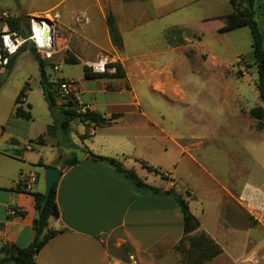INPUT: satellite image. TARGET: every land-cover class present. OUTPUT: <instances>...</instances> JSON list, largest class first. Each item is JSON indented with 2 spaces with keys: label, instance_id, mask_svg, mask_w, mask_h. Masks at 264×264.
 I'll list each match as a JSON object with an SVG mask.
<instances>
[{
  "label": "crops",
  "instance_id": "obj_1",
  "mask_svg": "<svg viewBox=\"0 0 264 264\" xmlns=\"http://www.w3.org/2000/svg\"><path fill=\"white\" fill-rule=\"evenodd\" d=\"M166 6L157 0L148 2L145 9L143 0H14L11 6L2 4L12 16L57 15L55 54L57 52L58 56H62L69 53L83 67L97 56L107 55L110 62L122 66L124 77L115 78L112 82L107 78L85 79L84 76L80 83L74 79L77 90L72 97L81 111L88 109L105 118L112 114L119 117L101 127L86 126L76 120L71 122L69 135L78 139L71 143L75 145L73 150L79 154L66 152L69 148L65 145L70 143L62 139L56 140L52 146L60 152L57 157L47 149L53 140L47 134V127L51 125L49 120L36 124L32 119L31 91L24 92L21 103L15 104L19 88L13 93L6 89L7 78L16 66V58L25 50L15 56L1 76L0 83V248L6 244L25 248L32 242L36 217L33 194H43L44 170L51 166L60 171L55 195L59 217L49 218L47 228L62 232L41 248L35 257V264H168L169 261L178 264L179 257L173 249L183 237V219L177 204L166 195L136 187L114 168L89 159L84 152L85 149L97 156L114 158L125 169L134 170L147 183L149 175L154 178L157 175L143 168L141 162L155 168L163 167L162 164L152 163L147 156L151 144L157 142L165 153L168 146L177 148L178 152L177 158L169 164V167L173 166L171 172L158 168L167 179L158 176L163 184L152 186L163 191L173 189L182 195L188 193L189 209L199 220L200 229L221 249L213 260L220 261V264H239L255 257L254 264H264V240L256 243L249 241L251 231L237 221L238 216L240 219L244 217L243 208L246 209L239 201L244 185L264 186L263 142L255 139L257 142H250V148L240 145L249 156L250 164L246 175L239 172L234 180L237 186L242 185L237 198L231 189L230 169L221 175L217 170L213 173L203 168L198 159L197 150H201L211 136L209 128L198 127L197 131V127L192 126L191 133L181 134L166 122L170 114L148 112L142 106L143 101L150 98H144L145 91L168 99L175 97L176 89H182L181 96L189 100L193 110L199 111L197 114L194 111L193 119L199 120L202 115H211L213 100L220 103L224 97L236 104H244L245 101L236 82H221L222 90L218 91L213 90L209 81L203 83L198 92L195 87L191 88L188 98L184 95L175 72L180 59H188L187 53L192 51L190 43L195 40L196 34L181 38L186 24L172 17L163 18ZM261 8L264 9V0H255L257 23L263 35L257 14ZM108 13H111L121 37V50L113 45L110 38L106 22ZM223 26L222 21L218 30ZM226 32L229 31H220V34ZM33 80L36 82L35 92L39 93L35 105L43 110L45 119L46 116L51 119L43 99L39 74ZM23 81L27 85L30 83L28 78ZM114 83L117 87L109 89L108 84ZM201 99L211 102L204 107ZM257 105L264 110L262 102ZM17 107L29 112L31 118L26 120L16 116ZM246 109L249 112L250 109ZM77 124L81 129L73 128ZM239 125L237 122L234 127L236 133ZM40 137L42 144L36 142ZM62 155L67 157L62 158ZM180 157H186L194 166L202 168L208 176L206 179L214 182L217 189L196 194L192 190L190 192L187 186L179 188L176 174L179 162L174 161ZM71 159H77V162L67 166ZM38 162L43 166H37ZM139 170L143 171V175ZM239 170L243 171L242 165ZM28 175H34L36 180L26 186L23 176ZM208 195L209 198L206 197ZM207 199L211 201L207 203ZM10 209H15L17 213L11 216ZM211 210H214L213 217L209 215ZM232 214H236L235 219ZM115 232L121 233L132 250L124 263L111 257L105 245L104 240Z\"/></svg>",
  "mask_w": 264,
  "mask_h": 264
},
{
  "label": "rangeland",
  "instance_id": "obj_2",
  "mask_svg": "<svg viewBox=\"0 0 264 264\" xmlns=\"http://www.w3.org/2000/svg\"><path fill=\"white\" fill-rule=\"evenodd\" d=\"M150 1L151 0H143V9L147 8L148 2ZM157 1L167 5L164 8L163 18L172 17L177 21L179 20L181 24H186L182 33L183 35H180L181 38L196 34L195 40L190 43L192 51L187 53L188 59H180L177 65V71L175 72V77L180 80L181 86L185 91L184 95L188 98V93L191 91V88L195 87L194 89L198 92L203 83L209 81L213 84V90L218 91L222 90V87H220L221 82H236L245 101L244 104H236L233 100H226L224 97L220 99V103H215L213 100V103L210 105L211 115L206 117L202 115L199 120L193 119L195 110H193L189 100H186V98L181 96L182 89L179 91L176 89L178 94L176 93L174 98L168 99H161L157 95L145 91L146 93L143 94L144 98H150H146L143 101L142 106L144 110L148 112H160L165 115L170 114L171 116L166 122L170 124V127L178 129L181 134L191 133L192 126H196L197 131L198 127L209 128L211 136L206 139L205 146L201 147V150H197L198 159L201 160L203 168L213 173L217 170L218 174L221 175L224 171L230 169L233 180V186H231V189L234 192L235 197L238 198L242 185L237 186L238 184L234 182V180L239 172L246 175V169L250 164L249 156L245 150L240 148V145L244 144L250 148L252 143L257 142L255 139L262 141L264 144V119L262 120L263 125L258 127L257 120H254L246 109H251L257 106V103L260 102V100H258V93L255 85L257 81V72L252 66L253 56L249 29L247 27H242L223 34H220L218 31L222 21L217 17L231 11L232 7L230 0ZM13 3L14 0H2L3 5L7 4L8 6H11ZM257 11L261 22V30H263L264 35V9L261 8ZM25 23L27 24V22ZM28 48L29 47L26 46L27 50L23 52L20 51L21 53L17 56L14 70L8 78L6 77L8 80L6 89H9V91H12L13 93L16 88H19L16 91L17 97L26 84L23 79L26 80L28 78L30 83H28L26 91H31L30 100L33 104V109H30V112L33 121L38 124L43 120H49L52 125L53 118L48 119L46 116L45 119L43 110L38 109L35 105L37 99H39V93L35 92L36 82L33 78L36 79L39 71L38 65L33 60ZM98 57L99 56L87 63L86 66L88 67V65ZM67 58L77 61V59L69 53H65L62 56H58L57 52L56 54L54 53L52 60L47 61L45 67L46 74L50 79L54 80L75 79L78 83L82 82V77L84 76L83 65L81 63L69 64L65 61ZM53 65H57L59 71H55L52 67ZM110 75L111 74H107L105 78L111 79L112 82L115 78H112ZM116 87L115 83L108 84L109 89H114ZM229 89L230 88H228L227 91H229ZM178 95H180V97ZM200 102H202L204 107H207L211 101L208 99L203 101L201 99ZM231 109L233 110L231 111ZM198 112L199 111H195L196 114ZM237 122L240 124V127L236 133L234 127L237 125ZM73 128H75V130L81 129L78 124ZM57 131L56 136H53L51 145L49 144L47 149L52 150L53 155H57L58 157L60 152L56 147H52L56 140L63 139L66 140L67 143H71L78 139L69 134L65 135L66 137H62V135L59 134L61 131ZM184 137L186 138V136ZM65 147L69 148L66 152L72 151L75 154H79L78 151L73 150L75 148L66 145ZM177 152V148L168 146V151L165 153L161 150L160 143L156 142L151 144V151L148 152L149 155L147 156L152 163L162 164L163 167H158L162 171L171 172L173 166L169 167V164L172 160L177 158ZM64 157H67V155H62V158ZM174 162H179L176 172L177 181L180 184V186H178L179 188L183 189V186H187L190 188V192L192 190V192L196 194L207 193L211 188H215V183L211 181L209 182L206 179L208 176L205 174L204 170L194 166L186 157H180ZM240 165L243 166V171L239 170ZM237 168L238 171H236ZM139 172L143 175L142 170H139ZM217 178L222 180L218 175ZM147 183L155 186L163 184L158 176L154 178L152 177V174L148 176ZM256 186L264 188V186ZM215 189H217V187ZM206 197L209 198V195ZM210 198L214 199L216 197L210 196ZM210 201L211 200L207 199L206 202L209 203ZM212 202H215V200H212ZM243 211L244 217L240 219L238 216L237 221H241V223L244 224L245 229L251 231L249 241L252 240L256 243L257 241L264 240V214L253 216L244 208ZM209 215L214 216V210H211ZM235 216L236 214H232L233 219H235ZM104 241L111 257L119 259L123 263L128 259V252L131 251V248L124 241L120 232H115ZM187 248L188 245L185 243L179 247H174L173 250L179 257L178 264H186L185 254L187 253ZM214 258H216V256L208 259L202 257L198 261L195 260L196 263L194 262L193 264H220V261H214ZM250 258L241 261L239 264H245L246 262L254 264L256 258ZM168 264L174 263L169 261ZM221 264L223 263L221 262Z\"/></svg>",
  "mask_w": 264,
  "mask_h": 264
},
{
  "label": "trees",
  "instance_id": "obj_3",
  "mask_svg": "<svg viewBox=\"0 0 264 264\" xmlns=\"http://www.w3.org/2000/svg\"><path fill=\"white\" fill-rule=\"evenodd\" d=\"M230 4L232 7V11L219 17V19L223 21L224 26L218 31H232L242 27H247L249 29L253 56L252 66L257 72V81L255 85L258 93V99L264 104V39L257 23V17L255 13V0H230ZM27 21L28 17L11 16L8 19V25L11 30L19 31L20 33L24 34L22 22L25 23ZM106 22L109 28L110 38L113 45L118 50H121V37L118 33L111 13H108ZM25 25L27 26L28 24L25 23ZM26 46L29 47L28 50L33 60L38 65L39 83L42 89L43 99L47 105L51 117L53 118V124L47 127V134L49 136H56V131L58 129V131H61V133L59 134H61L62 137H66L65 135L69 134L71 122L75 120L86 126L92 125L93 127H101L110 124L112 120L119 117L118 114H112L109 118H105L101 114L90 111L88 109L81 111V109L78 107L77 101L73 97L63 99L61 103H58L59 85L63 81V79H50V77L45 72L47 61L42 59L32 46L25 44L18 51V53H20V51L27 50ZM16 55L12 57L10 64H12ZM65 61L69 64H77V61L74 59L67 58ZM110 65L115 67V73L110 75L112 78L124 77V70L119 63H111ZM83 70L85 79H101L107 76L106 74H92L89 72V69L86 66L83 67ZM27 88L28 85L25 84L23 89L17 95L15 104L21 103L20 100L24 97V92L27 90ZM14 113L16 116L26 120H29L31 118L30 113L25 112L21 107H17ZM249 115L254 120H257L258 127H261L263 125L262 120L264 119V110L262 106L257 105L251 108L249 110ZM36 142L42 144V137L38 138ZM69 147L75 148V145L70 143ZM84 152L89 159L104 163L114 168L136 187L153 194L166 195L177 204L181 211L183 219V237L175 247H179L184 243L188 245L187 253L185 254L186 264H193L194 262L196 263V261H198L202 257L208 259L220 254L221 249L219 248V246L215 244V242L200 229L199 220L191 213L188 205V200L186 199L188 193H186V195H182L177 193L173 189L163 191L144 182L135 173L134 170L125 169L121 165V163L114 158L97 156L85 149ZM76 162L77 159H71L67 162V166H72ZM141 165L148 172L160 176V178L163 180L167 179L163 172H161L158 168L147 165V163L145 162H141ZM37 166H43V164L41 162H38ZM55 195L56 183H54L50 191V195L44 205L42 204L44 195L41 193L33 194L36 211V217L33 222L34 238L32 242L25 248H18L17 246L12 244L3 245L0 248V264H35V257L37 256L41 248L51 238L62 232V230L47 228L49 218L57 219L59 217ZM131 253L132 250L128 252L129 255Z\"/></svg>",
  "mask_w": 264,
  "mask_h": 264
},
{
  "label": "built area",
  "instance_id": "obj_4",
  "mask_svg": "<svg viewBox=\"0 0 264 264\" xmlns=\"http://www.w3.org/2000/svg\"><path fill=\"white\" fill-rule=\"evenodd\" d=\"M12 16L9 10L2 7L0 0V83L1 76L10 65L14 55L25 45L32 46L40 57L46 61H51L55 53L54 38L56 33L57 15L45 17L32 16L27 21V31L24 34L11 30L8 19ZM109 58L105 55L99 56L88 65L92 74H113L115 67L110 65ZM55 71H59L57 65L52 66ZM77 90V82L74 79H66L59 85V101L70 98ZM23 183L29 186L35 182L34 175L23 176ZM240 203L253 216L264 214V189L251 185H244L239 196ZM9 214L15 215L14 209H10Z\"/></svg>",
  "mask_w": 264,
  "mask_h": 264
},
{
  "label": "water",
  "instance_id": "obj_5",
  "mask_svg": "<svg viewBox=\"0 0 264 264\" xmlns=\"http://www.w3.org/2000/svg\"><path fill=\"white\" fill-rule=\"evenodd\" d=\"M22 27L24 32L27 31V26L25 25L24 22H22ZM60 175V171L54 167L48 166L45 168L44 170V198H43V205L45 204V202L47 201L49 195H50V191L54 185V183L57 182V179Z\"/></svg>",
  "mask_w": 264,
  "mask_h": 264
}]
</instances>
